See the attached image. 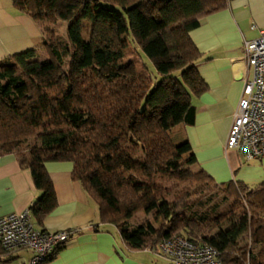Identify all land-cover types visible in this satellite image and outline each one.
Listing matches in <instances>:
<instances>
[{
  "label": "trees",
  "instance_id": "trees-1",
  "mask_svg": "<svg viewBox=\"0 0 264 264\" xmlns=\"http://www.w3.org/2000/svg\"><path fill=\"white\" fill-rule=\"evenodd\" d=\"M12 1L40 27L43 41L39 50L0 59V153L13 154L43 189L37 208L46 213L55 201L44 163L70 161L72 178L128 248H156L181 235L217 249L223 264H264V183H216L202 168L192 171L189 142L170 137L172 127L192 122L190 94L204 89L189 32L226 0H79L64 38L52 26L65 18L58 0ZM82 20L90 24L87 37ZM132 31L139 57L127 71L122 61ZM191 181L223 188L235 196L233 206L213 216L197 211ZM139 212L158 225H130ZM11 258L0 243V262Z\"/></svg>",
  "mask_w": 264,
  "mask_h": 264
},
{
  "label": "crops",
  "instance_id": "crops-1",
  "mask_svg": "<svg viewBox=\"0 0 264 264\" xmlns=\"http://www.w3.org/2000/svg\"><path fill=\"white\" fill-rule=\"evenodd\" d=\"M261 30L264 0H226L223 9L206 15L189 32L200 52L196 69L204 89L190 94L192 122L172 127L170 137L175 143L187 140L196 166L216 183L241 182L250 188L264 183V157L246 161L239 152L224 148L244 77L250 76L243 59L244 41L258 38ZM42 41V31L29 15L12 0H0V59L39 50ZM43 167L55 197L46 213L36 206L43 189L34 185L30 171L21 168L13 154L0 153V217L29 209L34 228L73 231L43 264H170L153 247L128 248L118 229L100 220L96 202L72 178V162L46 161ZM9 254L12 258L0 264L27 263L32 256L28 249Z\"/></svg>",
  "mask_w": 264,
  "mask_h": 264
},
{
  "label": "built area",
  "instance_id": "built-area-1",
  "mask_svg": "<svg viewBox=\"0 0 264 264\" xmlns=\"http://www.w3.org/2000/svg\"><path fill=\"white\" fill-rule=\"evenodd\" d=\"M243 59L250 70L244 77L240 99L233 113L225 150L239 152L244 160L264 157V30L256 39L245 40ZM71 230L49 232L36 229L25 209L0 217V243L8 252L28 249L32 256L20 264H39L72 236ZM156 251L170 264H223L214 247L174 235L157 243Z\"/></svg>",
  "mask_w": 264,
  "mask_h": 264
},
{
  "label": "rangeland",
  "instance_id": "rangeland-1",
  "mask_svg": "<svg viewBox=\"0 0 264 264\" xmlns=\"http://www.w3.org/2000/svg\"><path fill=\"white\" fill-rule=\"evenodd\" d=\"M67 2L72 3L69 8L66 7ZM80 3L81 2L79 0H58L57 1L56 7H59L64 11L65 18L63 20H59V21L55 22V24L52 26H54L56 33H59L62 36V38L65 37V32H66L65 30H66L67 24L69 23L71 18L77 13V9H78ZM81 25L83 28L82 34L84 37H87L89 29H90V24L85 22L84 20H82ZM132 36H133V39L130 40L131 42H129V45H128L127 49L125 50V56H124L123 61H122V64H124L125 69L127 71H131V70L133 71L134 70L133 66H132V62H136L137 58L139 57L138 56L139 42L136 40L137 35L134 33V31H132ZM140 55H142V57H141L142 62L145 63L148 71L152 74V72H154V70H155L153 63L151 62V60L149 58H147L142 53ZM41 57H44L43 53H41ZM191 169H192V171H197V166L192 165ZM169 182L171 183V185L178 184V182L176 183V182H174V180H171ZM187 183L193 187L195 186V190L193 192V195L189 200H191L195 204H198L199 202H201V205L200 204L195 205V208H197L196 206H198V208H199V209H196L197 211H199L201 213L206 212V213H208L209 216H213V215L217 214V212H222V214L224 213L223 211L228 212L231 209V207L233 206V202H234L233 200L235 199V196L231 195L229 192H223V190H224L223 188H214L213 185H211V184H207L206 188H204L205 186L203 187L201 185V182H199V181H191V182H187ZM203 183L205 184V182H203ZM200 186L202 188L201 193H199L196 190V189L199 190ZM215 204H217V205L219 204V206L214 211L213 205H215ZM147 221L152 222L155 225H158V223H159V220L158 219L155 220L151 213L145 214L143 212H139L133 218H131L129 220V224L130 225H137L139 223L147 222Z\"/></svg>",
  "mask_w": 264,
  "mask_h": 264
}]
</instances>
